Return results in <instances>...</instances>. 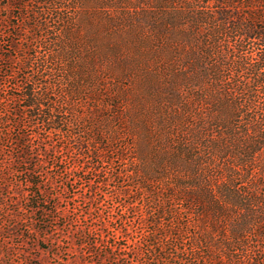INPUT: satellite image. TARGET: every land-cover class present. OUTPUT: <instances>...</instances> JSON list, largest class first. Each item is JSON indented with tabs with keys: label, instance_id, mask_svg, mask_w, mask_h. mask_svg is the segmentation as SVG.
Here are the masks:
<instances>
[{
	"label": "rangeland",
	"instance_id": "374dc122",
	"mask_svg": "<svg viewBox=\"0 0 264 264\" xmlns=\"http://www.w3.org/2000/svg\"><path fill=\"white\" fill-rule=\"evenodd\" d=\"M224 4L264 26L262 0H0V264H264L222 192L259 191L264 78L232 60L264 38Z\"/></svg>",
	"mask_w": 264,
	"mask_h": 264
},
{
	"label": "trees",
	"instance_id": "16d2710c",
	"mask_svg": "<svg viewBox=\"0 0 264 264\" xmlns=\"http://www.w3.org/2000/svg\"><path fill=\"white\" fill-rule=\"evenodd\" d=\"M262 1L264 2V0ZM224 6L226 7V10L222 9L219 12L217 11V14L220 21L228 24L224 30L226 35H230V33L235 32V34L241 38L256 39L258 36L260 38H264V26L258 25V16L255 18L257 22H252L253 20L250 23L236 21V24H233L232 26L230 25L229 27V21L235 18V16L230 12L229 6H226L225 4ZM232 63L236 67L245 68L247 66V69H252L253 73L256 75L257 82L264 78L263 50L257 55L255 61L250 64L246 61V58L239 56L232 60ZM242 86L244 88V85ZM253 92H260V95H262L259 100L262 107L259 109L264 111V89L260 91L259 89L253 90ZM25 98L28 100V104H26V106L33 107V102L37 97L31 89H29ZM15 115H18V113L16 112ZM256 123L257 128L259 129L258 134L252 143L253 146L248 147L249 152L243 153L242 157L245 160L253 159L257 162L258 179L256 181V187L259 188V191L250 195L247 191L239 189L229 181L223 184L224 189H222L223 195L234 201V205L236 206L238 212V217L233 221L234 223L231 227L233 238L230 239L229 244L231 247H236L237 251L247 253L248 255L255 252V243H257L264 235V118L256 119ZM21 137L23 136L21 135ZM21 137L16 139V143L20 147L19 157L22 160H26L30 153L27 145L25 144V140ZM32 183L39 185L34 181H32ZM225 246L227 247L228 245ZM107 254L110 255L111 252H108ZM231 256V254L226 255L225 258L222 257L220 261H215L214 264H226V258ZM251 264L253 263L251 262Z\"/></svg>",
	"mask_w": 264,
	"mask_h": 264
}]
</instances>
